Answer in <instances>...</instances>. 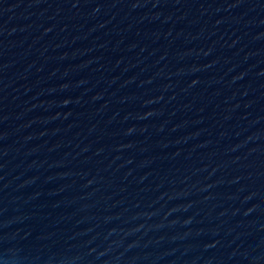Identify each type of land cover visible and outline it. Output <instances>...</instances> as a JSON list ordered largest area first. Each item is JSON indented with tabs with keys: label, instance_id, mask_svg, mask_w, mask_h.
Instances as JSON below:
<instances>
[{
	"label": "water",
	"instance_id": "95a60500",
	"mask_svg": "<svg viewBox=\"0 0 264 264\" xmlns=\"http://www.w3.org/2000/svg\"><path fill=\"white\" fill-rule=\"evenodd\" d=\"M0 264H264V0H0Z\"/></svg>",
	"mask_w": 264,
	"mask_h": 264
}]
</instances>
